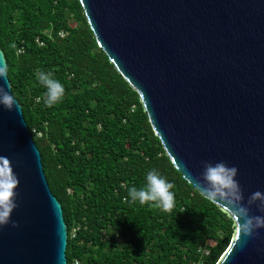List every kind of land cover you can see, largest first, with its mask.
<instances>
[{
  "label": "water",
  "instance_id": "95a60500",
  "mask_svg": "<svg viewBox=\"0 0 264 264\" xmlns=\"http://www.w3.org/2000/svg\"><path fill=\"white\" fill-rule=\"evenodd\" d=\"M80 3L99 47L139 94L185 180L199 191L204 162L223 161L238 169L245 205L254 192L264 193V0ZM0 87L18 105L12 111L0 105V156L12 162L19 180L11 214L18 227H0V264H69L63 206L8 71ZM258 204L250 214L264 216ZM257 231L251 237L236 232L218 264H264V228Z\"/></svg>",
  "mask_w": 264,
  "mask_h": 264
},
{
  "label": "trees",
  "instance_id": "16d2710c",
  "mask_svg": "<svg viewBox=\"0 0 264 264\" xmlns=\"http://www.w3.org/2000/svg\"><path fill=\"white\" fill-rule=\"evenodd\" d=\"M0 48L63 206L69 264L219 263L236 235L234 219L176 169L80 0H0ZM40 71L64 85L58 105L45 104ZM153 169L174 185L170 213L128 197Z\"/></svg>",
  "mask_w": 264,
  "mask_h": 264
},
{
  "label": "clouds",
  "instance_id": "9594fccd",
  "mask_svg": "<svg viewBox=\"0 0 264 264\" xmlns=\"http://www.w3.org/2000/svg\"><path fill=\"white\" fill-rule=\"evenodd\" d=\"M0 78H7L6 65L0 67ZM36 79L46 89L45 104L53 107L62 102L65 95L64 85L50 74L40 71ZM0 105L12 111L17 107V101L12 94L0 87ZM204 171L197 181L201 194L208 200L226 206L236 220L237 236L251 237L264 228V216L251 215L252 205L258 204V210L264 213V193L254 192L248 199L247 205L243 203L242 189L235 179L238 174L236 167H228L225 162H204ZM19 180L13 171L12 162L5 156H0V227L11 223L12 227L18 224L11 220V214L18 207L16 203V189ZM174 185L167 181L155 169L148 171L146 185L140 188L135 186L128 189V197L133 204L149 205L153 208L170 213L175 208Z\"/></svg>",
  "mask_w": 264,
  "mask_h": 264
},
{
  "label": "rangeland",
  "instance_id": "374dc122",
  "mask_svg": "<svg viewBox=\"0 0 264 264\" xmlns=\"http://www.w3.org/2000/svg\"><path fill=\"white\" fill-rule=\"evenodd\" d=\"M72 23L75 25L76 23L74 21H72Z\"/></svg>",
  "mask_w": 264,
  "mask_h": 264
},
{
  "label": "built area",
  "instance_id": "2783aa9c",
  "mask_svg": "<svg viewBox=\"0 0 264 264\" xmlns=\"http://www.w3.org/2000/svg\"><path fill=\"white\" fill-rule=\"evenodd\" d=\"M77 264H78V262H77Z\"/></svg>",
  "mask_w": 264,
  "mask_h": 264
}]
</instances>
